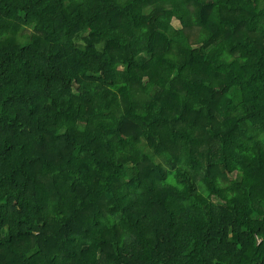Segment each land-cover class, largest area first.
<instances>
[{
  "label": "trees",
  "instance_id": "16d2710c",
  "mask_svg": "<svg viewBox=\"0 0 264 264\" xmlns=\"http://www.w3.org/2000/svg\"><path fill=\"white\" fill-rule=\"evenodd\" d=\"M0 264H264V0H0Z\"/></svg>",
  "mask_w": 264,
  "mask_h": 264
},
{
  "label": "rangeland",
  "instance_id": "374dc122",
  "mask_svg": "<svg viewBox=\"0 0 264 264\" xmlns=\"http://www.w3.org/2000/svg\"><path fill=\"white\" fill-rule=\"evenodd\" d=\"M174 23L176 24V25H178V22L175 20L174 21ZM197 39V33H196V31H193L192 32V34H190V41H195ZM229 178H235V176H236V174L235 173H231V174H229Z\"/></svg>",
  "mask_w": 264,
  "mask_h": 264
}]
</instances>
